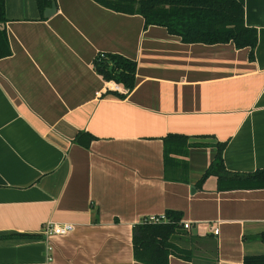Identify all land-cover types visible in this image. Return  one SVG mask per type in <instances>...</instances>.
<instances>
[{
    "label": "crops",
    "instance_id": "obj_1",
    "mask_svg": "<svg viewBox=\"0 0 264 264\" xmlns=\"http://www.w3.org/2000/svg\"><path fill=\"white\" fill-rule=\"evenodd\" d=\"M54 1L46 17L36 0H5L0 264H49L47 222L75 226L51 239V264H145L133 226L167 209L182 213L196 247L193 261L169 264L264 257V187L219 190L215 175L197 184L218 141L228 170L264 169V0H239L258 30L254 59L233 41L188 43L95 0ZM98 53L136 61L130 92L97 73ZM81 132L94 137L89 146L76 141ZM170 134L191 144L175 180L165 177Z\"/></svg>",
    "mask_w": 264,
    "mask_h": 264
},
{
    "label": "trees",
    "instance_id": "obj_2",
    "mask_svg": "<svg viewBox=\"0 0 264 264\" xmlns=\"http://www.w3.org/2000/svg\"><path fill=\"white\" fill-rule=\"evenodd\" d=\"M44 14L51 0H36ZM101 5L126 14H140L145 25H160L188 43L207 44L233 41L238 48H250L254 59L258 44V30L245 21V8L239 0H95ZM5 0H0V59L11 55L7 35ZM94 69L107 81H115L130 92L136 85L137 63L120 53H98L93 60ZM123 95V94H122ZM93 136L81 132L76 141L89 146ZM190 137L170 134L164 139L165 177L175 180L185 169L176 159L187 153ZM226 141L216 142V153L209 167L198 181L201 186L211 175L218 178V189L263 188L264 169L250 173L230 171L226 168L223 151ZM164 219L150 221L149 217L133 226L132 244L135 260L145 264H169L172 255L193 261L194 238L183 228L182 213L167 209ZM178 239L186 240L180 245ZM245 264H264V257L246 258Z\"/></svg>",
    "mask_w": 264,
    "mask_h": 264
},
{
    "label": "built area",
    "instance_id": "obj_3",
    "mask_svg": "<svg viewBox=\"0 0 264 264\" xmlns=\"http://www.w3.org/2000/svg\"><path fill=\"white\" fill-rule=\"evenodd\" d=\"M164 216H151L149 217L150 221L159 222L163 220ZM185 227H189V223L184 224ZM75 226L72 223H53V222H47L43 225L42 232L45 235V237L48 238V244H47V262L49 264L53 261L52 251H53V244L51 242V239L54 236H65L68 235L70 232L74 230ZM214 232L217 234L219 233V229H214Z\"/></svg>",
    "mask_w": 264,
    "mask_h": 264
},
{
    "label": "water",
    "instance_id": "obj_4",
    "mask_svg": "<svg viewBox=\"0 0 264 264\" xmlns=\"http://www.w3.org/2000/svg\"><path fill=\"white\" fill-rule=\"evenodd\" d=\"M52 1V4L51 6L47 7L44 11V15L46 17H49L51 16L52 14H54L56 11H57V5H56V2L54 0H51Z\"/></svg>",
    "mask_w": 264,
    "mask_h": 264
},
{
    "label": "rangeland",
    "instance_id": "obj_5",
    "mask_svg": "<svg viewBox=\"0 0 264 264\" xmlns=\"http://www.w3.org/2000/svg\"><path fill=\"white\" fill-rule=\"evenodd\" d=\"M179 242H180L181 244H184V242H183L182 240H179Z\"/></svg>",
    "mask_w": 264,
    "mask_h": 264
}]
</instances>
